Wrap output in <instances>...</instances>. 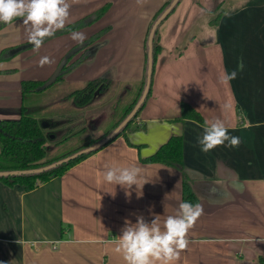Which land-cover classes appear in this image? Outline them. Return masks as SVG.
Returning a JSON list of instances; mask_svg holds the SVG:
<instances>
[{
    "label": "crops",
    "instance_id": "crops-1",
    "mask_svg": "<svg viewBox=\"0 0 264 264\" xmlns=\"http://www.w3.org/2000/svg\"><path fill=\"white\" fill-rule=\"evenodd\" d=\"M165 1L69 0L67 24L111 3L100 19L75 30L85 40L111 28L92 43L99 44L88 51L92 55L63 72L58 85L76 86L98 76L139 84L148 26ZM70 34L48 39L34 52L22 20L0 29V52L24 45L0 61V70L15 69L0 73V117L20 115L21 81L47 80L78 44ZM158 37L162 50L152 94L137 119L140 128L34 189L0 181V264H125L115 251L125 219L136 223L142 215L150 223L158 215L163 224L182 202L181 173L141 160L177 134V128L184 137V167L204 209L177 264H264V0H181L159 26ZM42 56L54 62L40 67ZM241 60L243 71L237 69ZM233 70L236 79L222 83L221 75ZM182 100L205 121L223 120L229 135L240 138L239 146L226 142L202 152L197 139L203 124L176 119ZM132 164L143 168L148 181L139 197L135 185L126 190L102 176L105 165Z\"/></svg>",
    "mask_w": 264,
    "mask_h": 264
},
{
    "label": "trees",
    "instance_id": "trees-1",
    "mask_svg": "<svg viewBox=\"0 0 264 264\" xmlns=\"http://www.w3.org/2000/svg\"><path fill=\"white\" fill-rule=\"evenodd\" d=\"M180 1L178 2V4L180 3ZM171 2L172 0H166L156 10L148 26L145 39L146 64L143 79L139 84H123L125 86L124 92L120 96H118L117 100L114 102L112 107V111L110 114V125L105 130V132H103L102 135H100L99 137L83 142L81 146L73 147L67 151H64L62 154H60V156L50 157L48 155L49 150L51 149L49 141L53 139L52 134L55 135L57 131L56 125L60 121V113L57 111L58 114H55L56 112L53 111L54 109L59 108L54 104V102L52 101L53 98L51 94L47 93V90L62 79V74L66 69L79 63L88 51H90L91 53L95 49H97L99 44L93 45V47L91 48L90 45H92V43L96 41L99 37L103 36L111 28V26H106L99 32L93 34L90 38L84 40L83 44H76L72 48V50L68 52L69 57L62 73L60 74L58 79L50 86L43 88V85L45 84L46 80L23 79L21 81L22 105L20 108V115L18 117H0V171L23 170L45 166L47 164L60 160L68 155H71L82 148L97 143L98 141L105 138L111 131H113L119 125V123L122 122L126 118V116L132 111V109L137 104L139 98L142 95L147 77L148 36L153 23L170 5ZM110 5L111 3L107 2L95 11L81 17L80 19L74 22L67 24L65 26V29L58 30L54 36L47 38L44 41L56 37L58 35L65 34L91 25L92 23L100 19L108 11ZM174 9L169 13V15L174 11ZM219 17L220 13L214 20H212V22H216ZM6 25L7 24L0 23V29H2ZM158 32L159 27L155 32V38L153 42V73L148 95L143 104L140 106L137 113L134 115V117L128 122V124L124 128L121 129L120 133L116 137L111 139L107 144L112 142L118 136L126 133V131L136 130L141 127V125L137 123V119L146 104L147 98L152 94L154 72L156 69L158 56L162 50V46L158 37ZM28 45L31 44L29 43ZM22 46L24 45L22 44L3 48L0 52V61L12 57L15 53L18 52V49ZM80 52L83 53L77 59L71 61L72 58ZM13 71H15V69H3L0 70V73ZM117 84L118 82L108 76H98L96 78L86 81L82 86L69 91L66 94L65 98L71 100L73 105L79 107V109L91 107L93 104L96 103L99 97L108 94L111 88ZM127 95H130L131 98L128 102H124L123 97ZM176 119H193L202 124H204L205 121L204 116L201 114V112L185 100H182L180 102V114ZM83 129L84 128H80L73 131L68 130L66 132H59V139L56 141V143L61 144L67 141L68 139L75 137L76 135L80 134ZM107 144L96 150L84 153L69 161L63 162L57 165L56 167H53L48 170L35 173L11 174L3 176L0 175V181L6 183L9 186H14L18 184L25 186L27 189H34L39 186L40 183L48 181L53 176L62 175L68 169L78 164L80 161H82L89 155L99 151ZM183 144L184 137L181 134H173L169 137L166 142L161 144L157 150H155L152 154L148 156L141 157V160L146 163H162L178 170L182 175V202L187 201L196 204L198 202V196L193 191L192 178L186 172L184 167Z\"/></svg>",
    "mask_w": 264,
    "mask_h": 264
},
{
    "label": "clouds",
    "instance_id": "clouds-1",
    "mask_svg": "<svg viewBox=\"0 0 264 264\" xmlns=\"http://www.w3.org/2000/svg\"><path fill=\"white\" fill-rule=\"evenodd\" d=\"M72 2L75 3L76 0ZM136 2L142 5L144 0ZM70 8L69 0H0V23L12 24L17 19L22 20L28 43L33 45L34 52H38L45 39L54 36L58 30L65 29ZM70 38L83 44L87 37L82 32L72 31ZM53 62L50 57L42 56L38 66L44 67ZM237 69L243 71L242 60ZM237 74V70L225 72L220 81L228 83L236 79ZM201 127L202 135L198 137L197 144L204 153L224 146L226 142L232 148L240 144V138L230 136L228 126L219 118L206 120ZM176 131L181 134L179 128ZM105 169L102 173L104 182L120 185L126 190L135 185L138 197L142 195L140 190L148 183L144 179L143 168L132 164L126 167L105 165ZM126 195L130 196L131 193L126 191ZM203 212L201 204L184 201L179 203L174 215L166 217L163 224L158 215L150 223L142 215L137 216L136 223L125 219L115 251L122 254L125 264H177L181 252L189 247L188 233Z\"/></svg>",
    "mask_w": 264,
    "mask_h": 264
},
{
    "label": "rangeland",
    "instance_id": "rangeland-1",
    "mask_svg": "<svg viewBox=\"0 0 264 264\" xmlns=\"http://www.w3.org/2000/svg\"><path fill=\"white\" fill-rule=\"evenodd\" d=\"M55 47L59 48V45L53 46V49H57ZM91 47H93V45H90V48ZM71 50L72 48L69 51ZM79 54L80 53H77L76 56ZM90 55L92 54H90L89 52L85 54L86 57ZM83 84H77L76 86H74L73 84H65L60 87L58 83H56L47 90V93L51 94L52 98L54 99L53 100L51 98L52 101L59 108L54 109L53 111L56 112L55 114H58L57 111L60 113V121L56 125L57 131L55 135L52 134L53 139L49 141L51 149L49 150L48 155L50 157L60 156V154H62L64 151H67L73 147L81 146L83 142H86L90 139H95L102 135V133L105 132V130L110 125V114L112 111L113 104L117 100L118 96H120L125 89V86L123 84L118 83L117 85L111 88L108 94L99 97L96 103L93 104L91 107L79 109V107L73 105L71 100L66 99L65 96L69 91L78 88ZM130 98L131 96L127 95L123 97V101L128 102ZM17 114L18 113H16V115ZM80 128H84L80 134L76 135L71 139H68L67 141L61 144L56 143V141L59 139V132H66L68 130L73 131Z\"/></svg>",
    "mask_w": 264,
    "mask_h": 264
},
{
    "label": "water",
    "instance_id": "water-1",
    "mask_svg": "<svg viewBox=\"0 0 264 264\" xmlns=\"http://www.w3.org/2000/svg\"><path fill=\"white\" fill-rule=\"evenodd\" d=\"M179 1L180 0H172L170 5L163 11V13L153 23L152 28H151L150 33H149V36H148V66H147V77H146V84H145L144 90H143L142 95L139 98L137 104L132 109V111L126 116V118L122 122L119 123V125L113 131H111L105 138L98 141L97 143L90 145L88 147L82 148V149L78 150L77 152H75L71 155H68V156H66L60 160H57L53 163H50V164H47L45 166L38 167V168H32V169L0 171V175L3 176V175H11V174L35 173V172H41L44 170H48V169H51L53 167H56L57 165H59L63 162H66V161H69L75 157H78L79 155H82L84 153L96 150V149L104 146L105 144H107L114 137H116L120 133L121 129L124 128L128 124V122L134 117V115L137 113L140 106L143 104V102L145 101V99L148 95L150 85H151L152 73H153V42H154V38H155V32H156L157 28L159 27V25L161 24V22L177 6ZM68 57H69V54L67 53L63 57V59L60 61V63L58 64L57 68L54 70L52 75L46 80L45 84L43 85V88L50 86L51 84H53L58 79V77L60 76V74L62 73V71L64 69V66L68 60Z\"/></svg>",
    "mask_w": 264,
    "mask_h": 264
}]
</instances>
